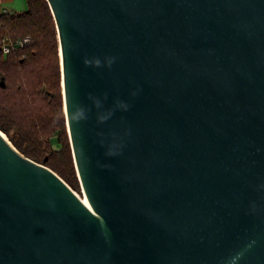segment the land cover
<instances>
[{"label":"water","instance_id":"95a60500","mask_svg":"<svg viewBox=\"0 0 264 264\" xmlns=\"http://www.w3.org/2000/svg\"><path fill=\"white\" fill-rule=\"evenodd\" d=\"M46 1L89 205L0 131V264H264V0Z\"/></svg>","mask_w":264,"mask_h":264},{"label":"rangeland","instance_id":"374dc122","mask_svg":"<svg viewBox=\"0 0 264 264\" xmlns=\"http://www.w3.org/2000/svg\"><path fill=\"white\" fill-rule=\"evenodd\" d=\"M27 7L26 0H0V12H21ZM54 28V35L48 24L44 29V36L41 38V54L33 71L20 77L18 73L20 68L13 67L15 75L5 77L0 74L5 83L4 88H0V123L5 131L1 129L0 131L13 146L14 141L18 142L36 154L39 163L45 164L44 158L51 156L53 161L64 168V172L76 183L77 187L72 188L75 193L83 197L67 136L59 46L56 27ZM10 41L14 40L10 39ZM2 56L3 59L7 57L3 53ZM10 56L16 59L20 56V51L8 57ZM56 135L67 140L68 149L56 141ZM47 140H51L50 144Z\"/></svg>","mask_w":264,"mask_h":264},{"label":"trees","instance_id":"16d2710c","mask_svg":"<svg viewBox=\"0 0 264 264\" xmlns=\"http://www.w3.org/2000/svg\"><path fill=\"white\" fill-rule=\"evenodd\" d=\"M26 2L28 7L25 11L14 13L5 11L0 13V45L3 36H6L11 40L18 38L23 39L27 36L29 38L21 48L12 50L8 53L5 59H3L2 52L0 50V74H3L5 77L15 75L16 72L13 70V67L20 68L18 72L20 77L33 71L37 66L38 56L41 54V38L44 36V29L47 24L52 29L53 35L55 34V22L50 13L47 1L26 0ZM19 51L20 56L16 57V59L11 58V56L10 58L8 57L9 55H15ZM58 74H60L59 71ZM1 80H3V76L0 77V81ZM0 88H4V86L0 85ZM0 129L5 131V128L1 123ZM55 137L57 142H59L65 149H68L69 146L67 140L61 139L58 135ZM47 142L50 144L51 140H47ZM14 146L20 152H23L25 156L35 161L39 159L36 154L27 150V148L23 147L20 143L14 141ZM44 161L46 166L55 171L71 188L75 189L77 187L72 178L64 172V168L56 164L51 156L47 159L44 158Z\"/></svg>","mask_w":264,"mask_h":264},{"label":"clouds","instance_id":"9594fccd","mask_svg":"<svg viewBox=\"0 0 264 264\" xmlns=\"http://www.w3.org/2000/svg\"><path fill=\"white\" fill-rule=\"evenodd\" d=\"M114 61H115V57H106L105 61H104V64L107 67L110 68L112 66V64L114 63ZM83 62L85 64V66H93V67H101L102 66L101 60L98 59V58H92V59H87L86 58ZM135 94L136 93H133V95H135ZM105 98H106V95H105ZM90 99H93V103H94V106L96 108L99 109L101 107V101L99 99H95L93 97H90ZM116 107L120 108V109L127 110L129 105H127L126 103H124L122 101H117L116 102ZM73 108H74V111L69 113L70 119L72 120L73 123H77L78 124L79 122L87 119L86 112L88 110H86L83 106L78 105V104H74ZM111 114H112L111 112H108L106 115H99L98 116V121L99 122L106 121ZM112 154L113 153H108V155H112ZM240 255H242V253L238 254L237 257H235L234 259H239Z\"/></svg>","mask_w":264,"mask_h":264},{"label":"built area","instance_id":"2783aa9c","mask_svg":"<svg viewBox=\"0 0 264 264\" xmlns=\"http://www.w3.org/2000/svg\"><path fill=\"white\" fill-rule=\"evenodd\" d=\"M1 12H5V11H1ZM28 39L29 38L27 36L23 39L18 38L14 41H10V39H8L7 37H3L1 40L0 50L4 55H7L12 50L21 48L27 42Z\"/></svg>","mask_w":264,"mask_h":264},{"label":"bare ground","instance_id":"6f19581e","mask_svg":"<svg viewBox=\"0 0 264 264\" xmlns=\"http://www.w3.org/2000/svg\"><path fill=\"white\" fill-rule=\"evenodd\" d=\"M59 48V47H58ZM59 57H60V51H59ZM83 199V201L85 202V204L89 205L87 199L85 196L81 197Z\"/></svg>","mask_w":264,"mask_h":264}]
</instances>
